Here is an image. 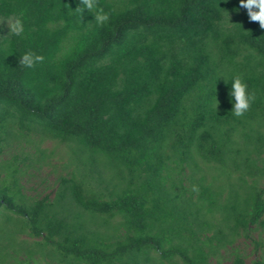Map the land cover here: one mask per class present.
Returning <instances> with one entry per match:
<instances>
[{"label":"trees","instance_id":"trees-1","mask_svg":"<svg viewBox=\"0 0 264 264\" xmlns=\"http://www.w3.org/2000/svg\"><path fill=\"white\" fill-rule=\"evenodd\" d=\"M98 2L110 14L104 26L87 9L74 10L80 0H0V20L25 24L23 36L5 37L10 29L0 26V152L7 137L35 129L105 156L113 170L80 161L87 172L60 176L54 199L32 201L13 170L12 184L0 183L7 218L0 228L13 234L16 254H27L13 263L210 264L251 223L264 227V188L241 172L218 203L203 176L196 202L169 172L181 164L199 172L197 155L220 163L227 177L229 160L246 174L257 170L234 136L240 127H264V29L240 0ZM28 51L44 61L20 66ZM237 75L256 96L242 117L229 95ZM18 230L32 243L16 240ZM6 246L1 239V263ZM233 264L244 262L235 254Z\"/></svg>","mask_w":264,"mask_h":264},{"label":"rangeland","instance_id":"rangeland-1","mask_svg":"<svg viewBox=\"0 0 264 264\" xmlns=\"http://www.w3.org/2000/svg\"><path fill=\"white\" fill-rule=\"evenodd\" d=\"M5 25L7 26L6 21ZM254 127L255 130H251L249 126H246L243 130L240 127L239 132L234 136L236 139L234 145L241 148V155L246 154L248 150L250 151L247 153L248 158L252 160L257 170L250 171V174H246L245 170L234 167L232 161L229 160L228 171H231V177H227L228 175L222 174L221 169L217 168L218 165L220 166V163L214 161L208 162L205 159L199 158V155H197L199 167L201 168L199 172L195 173V170L193 171L191 166L181 164V171L173 169V171L169 172V178L173 179L176 186L179 184V188H186L188 195L192 196L191 198L196 202H198V192L193 191V187L196 186L199 189L196 180L203 176V184L218 193V203L224 202L230 195V186L232 183L236 186L237 176L241 172L244 173L243 176L248 182L255 178L258 180V186L264 188V175H260L261 170L264 169V144L262 141L264 140V127L256 125L255 123ZM17 132L19 134L18 136H9L2 142L3 149L0 152V183L3 182L11 185L13 180L11 172L16 170L15 176L18 179V186L21 187V191L28 201L43 196H46L50 200L54 199L55 191L59 184V177H69L73 173L80 176V173H83L87 167L80 162L83 160L91 162L94 161L92 159H96L99 166H103L105 170L113 175L112 166L106 161L105 156L94 154L95 152L89 150L81 151L79 145L75 142H69V144L73 145L72 148V146L67 145L68 143H61L35 129L18 130ZM245 133L251 134V138H248ZM255 144L260 145L258 146V151H256L257 147L254 146ZM238 159H240V156ZM169 165L173 166V164ZM105 170H103L102 175L107 177L108 172H105ZM97 171L92 173V176L98 177L99 172ZM169 178L165 182L167 186L169 185ZM87 180L92 185H97L94 180L90 178H87ZM240 191L242 193L241 189ZM63 197L62 194H59L58 200L61 202ZM217 209L215 208L212 222H216L220 216ZM4 215L0 213V227L4 224L2 220L7 219ZM118 218L119 216H115L114 220ZM7 225L9 229L13 226L12 222L9 221ZM213 230L207 229L204 233L212 234ZM120 231L122 230H118L119 234ZM9 232L7 229L3 231V228H0V240L2 239V243L7 244L4 254L7 255V258L9 256L8 259L6 258V261L0 262V264H14V255L19 256V259H24L27 255L26 251H21L19 254H16L12 245L13 234L11 231ZM14 236L19 242L27 241L31 244L33 241L32 236L27 230H18ZM233 238L232 242L227 243L226 246H219L211 254L210 264H233L235 254H238L243 259L244 264H250L253 261L264 264V227L251 223L247 236L238 233ZM36 258H38V255H36ZM39 264H42V262H39Z\"/></svg>","mask_w":264,"mask_h":264},{"label":"clouds","instance_id":"clouds-1","mask_svg":"<svg viewBox=\"0 0 264 264\" xmlns=\"http://www.w3.org/2000/svg\"><path fill=\"white\" fill-rule=\"evenodd\" d=\"M240 7L247 10V15L251 22H258L260 28L264 29V0H240ZM85 9L94 15V20L99 26H104L110 20V14L105 12L103 7L99 6L98 0H80L79 6L74 10L83 15ZM5 21L7 22V27L10 29L8 34L4 35L5 37L10 35L23 36L25 24L20 17H9L0 20V26H3ZM43 61L44 57L42 55L31 51L19 57V65L25 68H34L38 63H42ZM225 82L227 83L226 79ZM229 95L234 101L232 113L236 117L244 116L256 99L255 93H249L248 85L240 75L234 77ZM193 191H198V188L194 186Z\"/></svg>","mask_w":264,"mask_h":264}]
</instances>
